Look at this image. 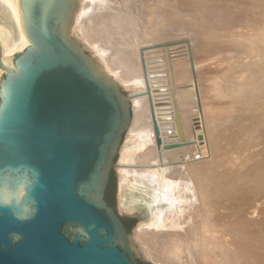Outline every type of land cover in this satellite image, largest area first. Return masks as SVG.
I'll use <instances>...</instances> for the list:
<instances>
[{"label":"water","instance_id":"obj_1","mask_svg":"<svg viewBox=\"0 0 264 264\" xmlns=\"http://www.w3.org/2000/svg\"><path fill=\"white\" fill-rule=\"evenodd\" d=\"M19 7L29 44L6 64L0 42V264H153L140 216L114 208L128 90L75 38L77 0Z\"/></svg>","mask_w":264,"mask_h":264},{"label":"bare ground","instance_id":"obj_2","mask_svg":"<svg viewBox=\"0 0 264 264\" xmlns=\"http://www.w3.org/2000/svg\"><path fill=\"white\" fill-rule=\"evenodd\" d=\"M179 1H181L182 4H187L192 7L198 4L202 7V2L204 0ZM173 2L174 0H77V12L74 16L73 34L75 38L85 42L86 46L93 52V56L100 62L104 70L116 80H119L120 86L123 89L129 90L127 92L131 99L132 114L127 128L129 132L127 133L126 130V133L131 140L134 138V141H136V139H138L137 141H139V139L141 141L137 144L133 143V146H131L130 149L127 147L129 154H127L128 162L125 160V163H120L117 166L118 176L120 174L119 200L122 206L124 205L128 206V208H136L139 211H142V222L140 221L134 232V236L138 241L140 249L146 254L147 259L153 260L154 264H239L237 263L238 255L235 252L236 250L233 251L230 247V244L232 243L242 250L247 249L255 252L256 259L254 260L258 261L259 256L257 255V251L261 247L260 242L251 241L250 234L243 232L245 234L228 240L226 239V235H224L225 233H222L221 231L223 228H219L221 229L220 233L223 235L220 237L221 234L219 233L218 237V235L215 236L217 233L216 224L218 222L215 225L214 223L213 225L208 223L210 216L209 218H206L207 220L202 219L204 211L202 209V201L204 195H209L211 198L215 196V198H217L219 192H221V189L223 188L222 185L224 182L222 180H225L227 175L224 174L225 171L223 174H219L215 171V174H212V169L209 167L202 169L200 166L193 165L194 161H202L204 157L201 160H195L192 157L191 159L194 160L193 162L188 158L189 154L187 153L191 152V149L195 146L193 143L194 141H191L189 137L190 135L187 134L188 132L185 128V124H188L187 120H185V115L187 116V111L190 113L188 115L191 119H193V121L195 119V125L193 126L194 128H197L202 121L198 120L200 121L198 122L196 118L200 117L203 119L207 113L204 111L202 105L203 100H201V91H199L200 88L198 86L199 83L197 76L195 73L194 80H192L193 84L190 85L195 90L194 94L196 95L195 102L197 104V109L193 112L194 104H191V93L193 91L190 92L191 90L189 91L185 84L181 85V82H184L181 81L183 79L179 80L181 77L178 78V80L175 78L178 73H174L176 71H173L171 65L172 60L169 55V47L173 46L175 43H160V39H157L158 36L152 34L154 31L158 30L160 32L162 31L161 28H164L167 22V14L170 10L169 7ZM229 2L231 1L206 0L208 8L212 12L217 10L220 11V14H217L216 16V20L224 19V16L229 10ZM154 39L159 40V43ZM250 41L252 46L250 47L249 45L245 50L247 51L249 50L248 48H251L250 53L252 54H240L244 57L246 56V61L244 60L245 62H242L243 60L241 57L237 55L241 59L238 61L241 62L242 66V63H245L242 72L244 73L245 70V74L250 77L248 78V83L251 81L250 79H252L253 87L258 89L259 87L261 88L258 92L259 96L257 95V99L264 101V39H250ZM0 42L3 45L4 55H2L6 64H11L14 53L24 49L29 44L22 24L19 0H0ZM180 43L182 42L180 41ZM190 54H192V52ZM243 56L242 58H244ZM162 62L165 63L167 67L164 66L167 72H165L167 77L166 80L168 81L167 83L170 84V88H168L169 85L167 86L166 84H163L164 81H161L164 79L162 75H165L163 69L162 73L159 67V64ZM173 63H175V61ZM192 63L194 66V61H192ZM237 65L238 64H235V67ZM242 66L240 68H242ZM2 70L3 69H0V75L2 74ZM241 70L239 71L241 72ZM184 71L185 68L183 69V72ZM180 73H182V71ZM236 80L238 79L234 80L237 85L244 83L241 81H237L236 83ZM241 80L243 81L244 79L242 78ZM179 82L181 84H179ZM252 91H254L255 94L257 92L256 90ZM183 109L185 111L187 110V114L184 113ZM196 110H198V112ZM195 114H198L199 116ZM200 124L202 125V123ZM206 127L207 126H205V128ZM195 130L198 132L197 129ZM193 133H195L196 136L200 135L199 138L201 139L198 141L197 146L198 150H203L201 147L204 145H201V143H207L209 136L207 135V131L204 133L201 131V133L198 132L197 134L193 131ZM213 138H215V136H213ZM218 139H214V141L217 142L219 141ZM228 142L230 143V141ZM216 144L217 143H214V145ZM137 147H139L138 151L135 150ZM236 150L238 149L236 148ZM236 150H230L231 153H229H233V156H230L232 157L230 159V164L233 165L229 166L228 156L227 164L225 161L224 162L230 169L231 167L233 170L236 168L235 171L240 174L241 172L243 173L245 168L240 173V170H237V168H243L242 166L244 163L242 164V160H240V162L237 158L238 156L236 155L239 154V151ZM123 156L122 158H125ZM223 159L220 162H222ZM189 162H192V164ZM219 164H217L215 168L219 167ZM226 166L224 167L226 168ZM230 174L232 173L230 172ZM248 175L246 174L245 177ZM230 176L231 175H229V177ZM130 177L142 179L141 181L146 184V188L143 189V192H137V194L133 193L132 195L129 194V187L127 184L129 183ZM231 179L233 180L234 177ZM229 180L230 178L228 179V182ZM252 182L253 181H251V183ZM241 187H243V185ZM226 189L225 191L229 194L230 187H226ZM235 191L236 190H234V192ZM259 196H255V198ZM218 197L220 198V196ZM226 197L228 198L229 195ZM251 198L248 199L250 202L252 200ZM262 198L263 197L261 196V199ZM225 200L224 197V201ZM253 200L254 202L259 201L258 199L256 201L255 199ZM142 201L144 203H142ZM219 201H216V203H219ZM222 201L223 200L221 199L219 204H221ZM237 201L242 205L243 200L242 202L239 199ZM246 202L248 201L246 200ZM263 202L264 199L263 201L261 200L254 204L252 203V205H250L245 211L251 212L254 215ZM229 203L228 206L234 202H231L230 205ZM248 204L250 203L248 202ZM222 205L219 209L222 208ZM263 206L264 203L262 207ZM232 207L233 206H230L229 209ZM215 209L213 211L215 215H213L214 217H217L218 215L216 214H218V210L215 211ZM210 211L211 208L208 212ZM222 212L220 213L219 211L221 215H223V213L225 215V212ZM243 213L244 211L242 209L237 215L240 216ZM227 215L228 214L226 213L225 216ZM229 215L232 214L229 213ZM249 215L247 216L251 218ZM225 216H221L220 218ZM242 216L241 218L243 220ZM254 216L257 219L258 216ZM214 217L211 218L213 219ZM226 218H228V216ZM216 219H219V216ZM224 220L226 221L227 219L224 218ZM229 220H231V218H229ZM220 221L221 220H219V222ZM218 224L220 225V223ZM225 225L228 227L231 226V223L229 222V225ZM234 226H236L234 229L242 232L247 224H245V222H235L232 223V228ZM214 230L216 231L215 234H213L215 232ZM263 231L264 230H262V232ZM256 236L257 235L254 237L255 239ZM260 238L262 240L261 243H264V234L260 236ZM242 264L245 263L243 262Z\"/></svg>","mask_w":264,"mask_h":264},{"label":"rangeland","instance_id":"obj_3","mask_svg":"<svg viewBox=\"0 0 264 264\" xmlns=\"http://www.w3.org/2000/svg\"><path fill=\"white\" fill-rule=\"evenodd\" d=\"M230 1L231 2H229V4H228L229 10L227 11L226 15L224 16V19H217L216 20V16H217V14H220V11L217 10V11L212 12L208 8V6L206 4V0H204L202 2L203 3L202 7L199 6V4L192 7V6L187 5V4H182V2L179 0H174L172 5L169 7L170 10L167 14V18H166L167 22H166L164 28L162 27L161 28L162 31L159 32L158 30H156L157 32L154 31L152 34H156L158 36L157 39H160V41L157 39H154L156 42L159 41L160 43L161 42L162 43H165V42H170V43L174 42L175 43L173 46L169 47V55H170V59L172 60L171 65H172L173 71H176L174 73L175 74L178 73V75L176 74L175 78L178 80V78L181 77L179 80L183 79L181 81L185 82V83L181 82L182 84L179 82V84H181V85L185 84L186 88L189 89V91L191 90L190 92L193 91L191 93V104L193 103L195 106V107L193 106V112L195 109H197V104L195 102L196 101V97H195L196 95L194 94L195 90L190 85L193 84L192 80H194V74L195 73L197 76V80L199 83L198 86L200 88L199 91H201L200 96H201V100H203L202 105L204 107V111L207 112L205 114V117H207V118L204 117L205 119L204 118L202 119L200 117H197L196 120L202 121V122L198 121V122L202 123V125L199 123V125H198L199 127L194 128L193 125H195L194 124L195 119L193 121V119H191V117L188 115L190 113L186 110L188 113L187 114L186 111L183 109L184 113L187 114V116L184 114L186 117L185 120H187V122H188V124L187 123L185 124L186 125L185 128H186V131L188 132L187 134L190 135L189 137H190L191 141H194L193 143L195 146L191 149V152L187 153V154H189V156H188L189 160H191L193 162L194 160L191 159L193 157V155L195 153L200 152V150H198L197 143L201 138H199L200 135L196 136L195 133H193V131L196 132V134L198 132L201 133V131L203 133L207 131V135H209L208 141H207L208 144L207 143H204V144L201 143V145H204L203 147H201L203 149L202 151H203L204 159L202 161H196V162L194 161L193 165L198 166V167L200 166L202 169L209 167L212 169V174L214 173V171L218 172L219 174H223L225 171L224 174L227 175L225 180L224 179L222 180L224 182V184L223 185L221 184L223 186V188L221 189L222 191L219 192V195H218V196H220V198L218 196H217V198H215V196L211 198V197H209V195H207V196L204 195V199L202 201V209L204 210L203 214H202V216H203L202 219L209 218V216H210V218L208 219L209 222L207 221L208 223H210L212 225H213V223H214V225L217 222L220 223V225L218 223L216 224L217 227L215 226L217 229V230L215 229L217 231V233L215 230H214L215 232L213 233V234L216 233L215 236L218 235V237H219L220 230L222 228L223 229L221 231H222V233H225L224 235H226V239H228V240L233 239L234 237L235 238L239 237L245 233L250 234L251 235V241H253V242L259 241L260 246L262 247V248L260 247L257 251V255L259 256L258 261L254 260V259H256L255 258V255H256L255 252L247 250V249L242 250L241 248L237 247L235 244L232 243V244H230V247L233 249V251L236 250L235 252L238 255L237 263L242 264L244 262L245 264H247V263L248 264L249 263L250 264H264V258H263L264 257L263 256L264 255V243H261L262 240L260 238V236H262L264 234L263 233L264 231L262 232V230H264V223H263L264 219H260V218H264V213H263L264 206L262 207L264 202L261 203L262 205L259 206V209L260 208L261 209L257 210L258 213L256 212L254 214V215H256V217L258 216L257 219L255 218L253 213L245 211V210H247V208L250 205H252V203L254 204V203L259 202L261 200L263 201V199H264V170H263V168H264V101L257 99L259 96L258 92H259V90H261V88L259 87V89H258L256 87H253L252 79H250L251 81L249 83L247 82L248 78H250V77L245 74V70H244V73L242 72L243 68L245 67L244 66L245 63H242L243 64V66H242L241 62H239L241 59L243 60L242 62L246 61V56L244 57L243 55H240V54H245V55H247V53H249V55L252 54V53H250L251 48H248L249 50H247V51L245 50V49H247V47H249V45H250V47L252 46L250 43L251 42L250 39H264V0H234V1L230 0ZM157 36H155V37H157ZM150 37H152V36H150ZM155 37H153V38H155ZM155 41H153V42H155ZM180 41L182 43H180ZM89 51L93 54V52L90 49H89ZM191 52L193 55L190 54ZM163 53H164V51H163ZM237 55H239L241 57V59ZM242 56L245 59L242 58ZM234 58L236 61L234 60ZM173 59H174L175 63H173L174 62ZM192 61H194V66H193ZM239 63L242 66V68H240L241 66L239 65ZM164 64L165 63H163V62L161 64H159L160 70L162 71V69H163L164 74H165V75H162V77L164 79H162L161 81H164L163 84H166L167 86L169 85L168 88H170V84H168L167 83L168 81L166 80L167 79V77H166V73H167L166 68L167 67H166V64L165 65ZM235 64L239 65V66L237 65L239 67V69L237 66L235 67ZM162 66L163 67L165 66L166 68L165 67L163 68ZM175 68H176V70H175ZM184 68H185V71H184L185 73L183 72ZM180 70L182 71V73H180L181 72ZM239 70H241V72ZM163 71H162V73H163ZM2 72H3V70H2ZM245 75L247 76V78ZM188 77H189V79H188ZM234 77H235V79H238V80H236V83H237V81H241L244 83H242L241 85L235 84ZM240 78L241 79L243 78L244 80L242 81ZM245 82H247V83H245ZM234 85L237 89L234 87ZM251 89L256 90L257 91V92L255 91L256 94ZM125 90H128V89H125ZM196 111L198 112V110H196ZM195 115L199 116L198 114H195ZM188 119H189V121H188ZM205 126H207V127L205 128ZM190 128H191V131H190ZM203 128H205V129H203ZM228 128H230V129H228ZM195 129H197L198 132ZM128 132H129V130H127V133ZM127 133L125 132V134H124V137H123V140L121 143L122 149L120 148L121 150L118 153L116 165L114 167L116 179H117V189H116V198H115V207L114 208L120 216H137V215H139L140 221L142 222V214H143V213H141L142 211H139L136 208H128V206H124V205L122 206V204L119 200L120 174L118 176L117 166L120 163H125L126 161L128 162L127 158H128L129 154L127 151V147L130 149V147L133 146V143L137 144L138 142H141L140 139H139V141H137L138 139H136L137 142L134 141V138L131 140V138H128ZM213 136H215V138H213ZM191 137H193V138H191ZM196 138H197V140H196ZM214 139H218L221 142V144L219 141L215 142ZM228 141H230V143ZM218 142H219V144H218ZM214 143H217L216 144L217 146L219 145L218 148L216 145H214ZM236 148L238 150H236ZM135 150L138 151L139 147H137ZM230 150L231 151H233V150L239 151V154L236 153V154H238L236 156H238L237 158L239 159V161L242 160V164L244 163V165L242 166L243 168H241L242 170L238 169V168H237V170L238 171L240 170L239 171V173H240L245 168L243 173L241 172L242 174L241 173L238 174L235 171L236 168H234L235 170H233L232 167L230 169L228 166H226L227 161H228L227 156L229 157V164L231 162L230 159L232 158L230 156H233L232 155L233 153L229 154V153H231ZM220 155H222V156H220ZM122 156L125 158H122ZM221 158L222 159L225 158V159H223V161L220 162L222 160ZM224 161L226 162V164ZM192 162L191 163L189 162V163L192 164ZM217 164H219L218 165L219 167L215 168V166ZM231 165H233V164H230L229 166H231ZM224 166H226V168ZM256 169H257V171H256ZM230 170H232V171H230ZM251 170H253V171H251ZM230 172L232 174H230ZM246 174L247 175L249 174V175L245 177ZM229 175H231V176L229 177ZM232 175L234 177L233 180L231 179V178H233ZM253 176H254V178H253ZM229 178L231 181L229 180V182H228ZM141 180H142L141 178L136 179V178L130 177V179H129L130 184L129 183L127 184V186L129 187V194L132 195L133 193L137 194V192L141 193L144 191L143 189L146 188L145 187L146 184H144L143 181H141ZM225 181H227V182H225ZM251 181H253V182L251 183ZM249 182H250V184H249ZM239 184L241 186L243 185V187H241ZM247 184H248V186H247ZM237 185H239V186H237ZM244 185H245V187H244ZM226 187L227 188L230 187V190H229L230 193L229 194H227V191H225ZM238 188H240V189H238ZM252 188H254V189H252ZM234 190H236V191L234 192ZM227 195H229L228 198L226 197ZM223 196L226 199L225 201H224ZM234 196H235V198H234ZM240 196H242V197H240ZM243 196H245V197H243ZM251 196H252V198H251ZM255 196H259L260 198L259 197L255 198ZM261 196L263 197L262 199H261ZM236 198H238L241 202L243 200L242 205L240 202H239L240 204L238 203V201H237L238 199H236ZM245 198H247V199H245ZM250 198L252 199L251 202H250V200H248ZM221 199L224 202L222 201V203L219 204L221 202ZM253 199H255V201L257 199L258 200L261 199V200L254 202ZM215 200L217 202L219 200L220 201H219V203H216ZM228 200L230 203L228 202ZM246 200L250 204H248V202H246ZM236 201H237V203H236ZM231 202H234L236 204L232 203V204H234V205H232ZM142 203H144V202L142 201ZM228 203H229V205L231 204L230 206H233V207L235 205L236 206L234 208L232 207L231 209H229L230 206H228ZM222 204L224 205V207ZM226 204H227V207H226ZM244 204L247 206H245ZM221 205H222V208L219 209V207H221ZM215 207H216V209H215ZM210 208H211V211L208 212V210ZM225 208H228V209H225ZM126 209H127V211H126ZM214 209H215V211L218 210L217 211L218 214H216V215L219 216V219H216V218H218V216L214 217V215H215V213L213 212ZM242 209L244 211V213L242 214L243 216L237 215V213ZM221 210L223 212H225V215H226V213L228 214L227 215L228 218H226L227 216H225ZM225 210H227V211H225ZM219 211H220V213L222 212L223 215H221L219 213ZM229 213L232 215H229ZM248 213L251 215H249ZM210 214H212V215H210ZM219 214L221 216H225V217L220 218L221 216ZM247 215L251 216L252 219L250 217H248ZM241 216L243 217V220H242ZM252 216H254V217H252ZM211 217H214V218L212 219ZM224 218L227 219L228 222H227V220L225 221ZM229 218H231L232 221L229 220ZM213 220L216 222H214ZM219 220H221V221L219 222ZM150 222H151V220H150ZM229 222L231 223V226L227 227V225H225V224L229 225ZM235 222H237V223L245 222V224H247V226L241 232L240 230L234 229V228H236V226H234L232 228V223H235ZM261 222H262V225H261ZM139 223L134 227V232L136 231ZM258 225H259V227H258ZM219 228H221V229H219ZM223 230H225V231H223ZM260 230H261V232H260ZM243 232H245V233H243ZM222 235L223 234H221L220 237H222ZM255 235H257L256 239L254 238ZM255 240H257V241H255ZM147 260H149V259H147Z\"/></svg>","mask_w":264,"mask_h":264},{"label":"flooded vegetation","instance_id":"obj_4","mask_svg":"<svg viewBox=\"0 0 264 264\" xmlns=\"http://www.w3.org/2000/svg\"><path fill=\"white\" fill-rule=\"evenodd\" d=\"M113 184H114V175H113V173H111V177H110L107 189H106V200L111 206H113V204L111 203V201L109 199V194H110L111 188L113 187ZM122 220L125 223L126 227L128 228V224H127L126 220L124 218H122ZM139 264H142V261L140 259H139Z\"/></svg>","mask_w":264,"mask_h":264},{"label":"built area","instance_id":"obj_5","mask_svg":"<svg viewBox=\"0 0 264 264\" xmlns=\"http://www.w3.org/2000/svg\"><path fill=\"white\" fill-rule=\"evenodd\" d=\"M193 158H194L195 160H201V159H203V151L200 150V152L195 153V155L193 156Z\"/></svg>","mask_w":264,"mask_h":264}]
</instances>
